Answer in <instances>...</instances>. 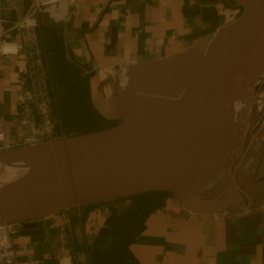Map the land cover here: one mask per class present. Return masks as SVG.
I'll list each match as a JSON object with an SVG mask.
<instances>
[{"label": "crops", "instance_id": "crops-1", "mask_svg": "<svg viewBox=\"0 0 264 264\" xmlns=\"http://www.w3.org/2000/svg\"><path fill=\"white\" fill-rule=\"evenodd\" d=\"M230 0H70L64 21L48 13L39 25L64 27L69 53L92 73L96 107L107 118L125 69L134 63L178 53L196 39L231 23L241 8ZM25 0H2V16L16 21L26 12ZM12 38L19 39L17 34ZM36 30L19 56L0 65V112L6 117V140L19 142L45 130L29 97L47 101L45 70ZM31 88L29 97L26 88ZM30 122L21 125L17 112ZM105 111V112H104ZM132 205L116 199L66 209L39 221L40 234L14 235L18 264H91L86 248L107 218ZM141 264H264V205L220 208L194 213L168 196L152 212L146 228L131 245ZM100 264V263H98Z\"/></svg>", "mask_w": 264, "mask_h": 264}, {"label": "water", "instance_id": "water-1", "mask_svg": "<svg viewBox=\"0 0 264 264\" xmlns=\"http://www.w3.org/2000/svg\"><path fill=\"white\" fill-rule=\"evenodd\" d=\"M235 2L241 12L231 23L196 39L184 51L134 63L125 69L113 102L115 125L0 151V163L19 162L27 152L54 143L66 145L47 164L16 180L0 181V223L17 222L23 233L40 234L39 221L60 211L151 191L170 193L183 208L194 213L214 212L225 205L240 203L221 199L202 206L206 199L199 196L214 176L221 175L205 167L226 151L237 126L236 119L207 133L197 155L177 174L166 178L175 163L180 120L199 70L223 64L240 54H251L264 35V0ZM30 4L31 0H25L26 10ZM177 65L178 69L166 83L168 72ZM148 72L157 76V84L126 96L132 77ZM221 79L222 76L215 77L212 83ZM210 119L207 116L202 121V130L207 128ZM145 120H153V127L136 130V125ZM193 133L194 129L190 136ZM159 135L163 140L160 150L140 156L133 166L121 161L120 149L130 144L134 137ZM103 156L111 163V170L107 173L91 170V162Z\"/></svg>", "mask_w": 264, "mask_h": 264}, {"label": "bare ground", "instance_id": "bare-ground-1", "mask_svg": "<svg viewBox=\"0 0 264 264\" xmlns=\"http://www.w3.org/2000/svg\"><path fill=\"white\" fill-rule=\"evenodd\" d=\"M252 1L259 2L262 0ZM178 67L177 65L170 69L165 80L166 83L170 81ZM218 76H222V79L213 84L212 80ZM157 81V76L151 72L134 75L128 82L126 96H130L140 90L152 88L157 84ZM242 81H244V86H242ZM252 89H255L258 101L264 99V35L256 43L254 52H251V54H240L223 64L199 70L192 93L180 120L175 163L166 178L177 174L190 158L197 155V150L207 133L217 130L233 119L235 120L236 114L239 113V105L244 103V97ZM239 94H243L244 97L238 98ZM263 107L260 106L257 117L252 118L249 122L254 124L255 127L250 129V127H247V123L242 120L240 125L236 126L232 131L230 139L232 151L214 158L206 165V169L221 175L228 172L232 164L237 165L233 166V168L234 170L238 169V171L236 174H232L233 176H226L223 180L226 182L230 181L231 190L223 196L218 195L221 197L205 198L206 202L201 203L202 206H207L221 199L244 202L247 199L246 196L250 195L248 187L245 189L243 184H241V178H244L248 167L247 155L255 153L261 160L263 154ZM227 111L228 116L225 115ZM207 116H210V122L207 128L202 130L201 123ZM196 121L197 123H195ZM153 124V120H145L136 125L135 129H151ZM192 129H194V133L190 136ZM254 143L258 144V146L254 145ZM162 146L163 140L160 135L150 138L134 137L130 144L120 149V158L123 163L133 166L140 156L157 152ZM65 148V144L54 143L50 146L27 152L25 157L19 162L14 161L5 164V169L0 173V181L10 182L20 178L22 174L47 164ZM89 168L100 173H107L112 166L107 157L103 156L91 162ZM218 177L214 176L213 178Z\"/></svg>", "mask_w": 264, "mask_h": 264}, {"label": "trees", "instance_id": "trees-1", "mask_svg": "<svg viewBox=\"0 0 264 264\" xmlns=\"http://www.w3.org/2000/svg\"><path fill=\"white\" fill-rule=\"evenodd\" d=\"M230 5L237 6L235 0ZM40 58L45 70V89L53 124V137L62 138L111 127L114 118L96 107L91 89L92 73L68 50L62 25L36 28ZM31 88H26L27 96ZM31 98V97H29ZM170 193L151 191L122 198L132 205L111 214L89 245L91 264H141L131 250L132 243L146 228L148 216L163 206Z\"/></svg>", "mask_w": 264, "mask_h": 264}, {"label": "built area", "instance_id": "built-area-1", "mask_svg": "<svg viewBox=\"0 0 264 264\" xmlns=\"http://www.w3.org/2000/svg\"><path fill=\"white\" fill-rule=\"evenodd\" d=\"M70 0H31L29 8L23 17L16 21H6L2 16V0H0V65L8 56H19L26 48V40L34 34L39 25V15L48 13L50 18L58 23L66 19ZM236 19V18H235ZM17 34L19 39L12 38ZM41 63V58L37 61ZM87 72H90L88 69ZM30 103L34 105L42 117L45 130L40 135L27 136L19 142L6 140V117L0 112V151H7L18 147L36 145L45 140L53 139V124L50 116L48 100L38 101L31 97ZM32 107L27 103L26 115L17 112L16 119L21 125L30 122ZM20 223H0V264H18V255L14 245V235L18 232Z\"/></svg>", "mask_w": 264, "mask_h": 264}, {"label": "rangeland", "instance_id": "rangeland-1", "mask_svg": "<svg viewBox=\"0 0 264 264\" xmlns=\"http://www.w3.org/2000/svg\"><path fill=\"white\" fill-rule=\"evenodd\" d=\"M243 82L244 81H242V86H244ZM237 97L243 98L244 96L243 94H239ZM244 99H245L244 103H242L238 107L239 113H237L235 116L236 125L238 127L241 121L243 120L244 123H247L248 126L247 125L246 126L252 129L253 127H255V125L249 122L251 121L252 118L257 117L260 106L263 107L264 99H261V101H258V99L256 98L255 89H252V91H249L248 94L244 97ZM111 104H113V100L111 101ZM106 113L108 114L110 118H114L112 109L107 110ZM263 123H264V120H263ZM49 140L51 139L49 138ZM49 140H45L44 142L49 141ZM254 145L258 146V144L256 143H254ZM232 149H233L232 144L231 142H229V145L226 151L221 156L227 154V152H231ZM247 160H248V167L246 168V173L244 175V178L243 179L241 178L242 180L241 184H243L245 189H247L248 187V191L250 195L246 196L247 198L246 201L233 204V205H225L223 206L225 208L235 207L237 209H245V208L261 207L264 205V148H263V154H262L261 160H259V158L257 157V154L255 153L248 154ZM8 163L9 162L0 164L1 165L0 173H2L3 169H5L6 167L5 164H8ZM233 166H237V165L232 164V167H230V170L228 172H226L223 175H219V177L214 178V180L209 181L202 188V190L199 193V196L203 198H217V197L223 196L225 193L231 190L230 189L231 186L229 184L230 181L228 180L226 182L223 180L225 179L226 176H229V175L233 176L234 174L237 173L238 169L234 170ZM212 192L214 195L212 194ZM218 195H221V196H218Z\"/></svg>", "mask_w": 264, "mask_h": 264}]
</instances>
